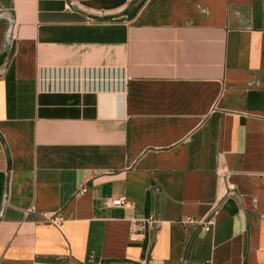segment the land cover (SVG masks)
I'll use <instances>...</instances> for the list:
<instances>
[{
    "label": "crops",
    "instance_id": "obj_1",
    "mask_svg": "<svg viewBox=\"0 0 264 264\" xmlns=\"http://www.w3.org/2000/svg\"><path fill=\"white\" fill-rule=\"evenodd\" d=\"M9 20L0 264H264V0H0V54Z\"/></svg>",
    "mask_w": 264,
    "mask_h": 264
},
{
    "label": "built area",
    "instance_id": "obj_2",
    "mask_svg": "<svg viewBox=\"0 0 264 264\" xmlns=\"http://www.w3.org/2000/svg\"><path fill=\"white\" fill-rule=\"evenodd\" d=\"M86 192V186H83L82 188H80V190L78 191V194H82ZM110 205L112 207H119V208H127V207H132L133 204H131L130 202H128L124 197L121 198H116L110 201ZM213 220H214V215L210 214L205 220H203L200 225L201 228L204 232H209L211 229V226L213 224ZM54 224H59L61 222V220L59 218H54L53 220H51ZM188 223H191V220H186ZM142 225H146V226H155L156 225V220L153 217H149V218H145L143 220H141ZM138 225L134 222L131 224L130 226V230H129V234H128V238L130 240H134V238L136 237L135 231L137 230Z\"/></svg>",
    "mask_w": 264,
    "mask_h": 264
},
{
    "label": "water",
    "instance_id": "obj_3",
    "mask_svg": "<svg viewBox=\"0 0 264 264\" xmlns=\"http://www.w3.org/2000/svg\"><path fill=\"white\" fill-rule=\"evenodd\" d=\"M12 26H13V22H12V20H9V28H8L7 33L5 35L4 46H3L2 52L0 54V67L2 66V64L5 60V58L7 57L9 50H10Z\"/></svg>",
    "mask_w": 264,
    "mask_h": 264
}]
</instances>
